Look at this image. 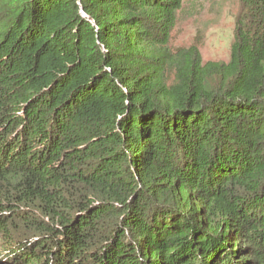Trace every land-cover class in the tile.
<instances>
[{
  "label": "trees",
  "instance_id": "1",
  "mask_svg": "<svg viewBox=\"0 0 264 264\" xmlns=\"http://www.w3.org/2000/svg\"><path fill=\"white\" fill-rule=\"evenodd\" d=\"M184 1L0 0L10 262L264 264V0L228 63L172 50Z\"/></svg>",
  "mask_w": 264,
  "mask_h": 264
},
{
  "label": "rangeland",
  "instance_id": "2",
  "mask_svg": "<svg viewBox=\"0 0 264 264\" xmlns=\"http://www.w3.org/2000/svg\"><path fill=\"white\" fill-rule=\"evenodd\" d=\"M246 14L241 0H185L177 13L171 48L176 51L197 46L204 63H228L238 22ZM13 249L0 240V264H14L10 262Z\"/></svg>",
  "mask_w": 264,
  "mask_h": 264
}]
</instances>
